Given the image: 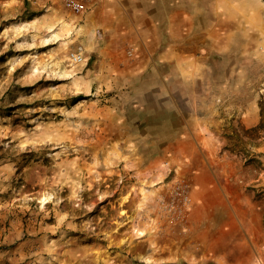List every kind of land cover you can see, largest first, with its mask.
<instances>
[{
	"label": "rangeland",
	"instance_id": "1",
	"mask_svg": "<svg viewBox=\"0 0 264 264\" xmlns=\"http://www.w3.org/2000/svg\"><path fill=\"white\" fill-rule=\"evenodd\" d=\"M85 1L0 0V264H264V0Z\"/></svg>",
	"mask_w": 264,
	"mask_h": 264
},
{
	"label": "bare ground",
	"instance_id": "2",
	"mask_svg": "<svg viewBox=\"0 0 264 264\" xmlns=\"http://www.w3.org/2000/svg\"><path fill=\"white\" fill-rule=\"evenodd\" d=\"M62 22L64 23V27L61 30V32L60 31L59 32H60V36L64 37V35L69 34L73 30L74 26L65 20H63ZM69 43H70L69 41L62 42V46L64 50L67 49ZM129 163L130 165L134 164L132 160H130ZM165 172H166L165 167H159L155 171L141 173L140 175L141 182L132 189L131 194L129 193L130 195L124 197L125 204L131 202L135 203V213L134 216L129 221V228H128L129 236H127L125 241L127 240L129 241V239H132L134 236H138V237L144 236L145 231L149 230L150 228V222H155L154 220L157 221V219H152L148 217V215L155 205L154 204L155 199H157L160 190L157 191L155 189H152V185L148 182L149 180L152 179L160 180L162 176L165 174ZM143 215H147L146 219H143ZM156 228L160 230L161 228L160 224L157 225ZM172 242L173 241L166 242L167 245L161 250L145 249L141 251H136L137 258L144 264H158L163 261H177L179 257L178 250L180 251L181 249H179V246H176V244H173ZM156 244H158V242H156ZM222 245L223 246H220V249L223 248L225 249L227 247L225 242H223ZM197 260H199L198 256H193L191 254L187 256L188 264H196L198 262Z\"/></svg>",
	"mask_w": 264,
	"mask_h": 264
},
{
	"label": "built area",
	"instance_id": "3",
	"mask_svg": "<svg viewBox=\"0 0 264 264\" xmlns=\"http://www.w3.org/2000/svg\"><path fill=\"white\" fill-rule=\"evenodd\" d=\"M88 2H95L96 0H87ZM65 7L72 11L75 14H81L87 10V7L85 6L84 2L82 0H65ZM69 60L74 64H80L84 61L82 50H78L75 52H72L69 56ZM182 187V198L185 201V204L188 205L187 208L190 206L191 197L189 196V184H185ZM181 189V188H180Z\"/></svg>",
	"mask_w": 264,
	"mask_h": 264
},
{
	"label": "trees",
	"instance_id": "4",
	"mask_svg": "<svg viewBox=\"0 0 264 264\" xmlns=\"http://www.w3.org/2000/svg\"><path fill=\"white\" fill-rule=\"evenodd\" d=\"M263 111H264V108H263ZM262 126H263V123H262L260 126H258V127H256V128H254V129H252V130H253V131H257V130L261 129V128H262Z\"/></svg>",
	"mask_w": 264,
	"mask_h": 264
},
{
	"label": "crops",
	"instance_id": "5",
	"mask_svg": "<svg viewBox=\"0 0 264 264\" xmlns=\"http://www.w3.org/2000/svg\"><path fill=\"white\" fill-rule=\"evenodd\" d=\"M82 1L84 2L85 6H86V3H85L86 1L85 0H82ZM86 7L89 8L88 6H86Z\"/></svg>",
	"mask_w": 264,
	"mask_h": 264
}]
</instances>
